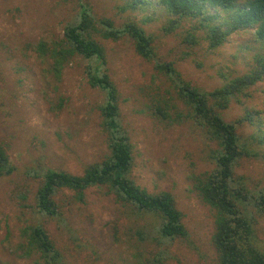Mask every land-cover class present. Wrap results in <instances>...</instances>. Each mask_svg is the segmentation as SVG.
Returning a JSON list of instances; mask_svg holds the SVG:
<instances>
[{"label":"rangeland","instance_id":"1","mask_svg":"<svg viewBox=\"0 0 264 264\" xmlns=\"http://www.w3.org/2000/svg\"><path fill=\"white\" fill-rule=\"evenodd\" d=\"M125 2L0 0V144L14 167L11 175L0 176V264H44L29 244L28 230L36 225L46 228L67 264H219L213 241L216 213L200 198L194 179L213 170L210 155L217 146L188 117L172 82L137 54L128 37L99 42L133 147L131 177L151 194L174 195L189 237L161 238L158 217L119 202L108 186L87 190L83 201L73 191H60L61 218L37 213L43 171L82 175L110 155L100 111L106 94L90 86L88 62L72 56L58 74L49 52L74 21L80 3L118 26L137 22L155 37L158 58L174 62L200 90L221 87L255 66L261 44L251 31L233 34L217 50L204 43L190 48L183 42L188 25L169 31L172 17L164 9L124 10ZM247 114L252 121L239 127V135L249 153L237 174L251 190H264V80L249 97L233 100L223 117L233 123ZM256 245L264 252L261 215Z\"/></svg>","mask_w":264,"mask_h":264},{"label":"trees","instance_id":"2","mask_svg":"<svg viewBox=\"0 0 264 264\" xmlns=\"http://www.w3.org/2000/svg\"><path fill=\"white\" fill-rule=\"evenodd\" d=\"M124 10L160 7L172 17L169 31L183 24L184 44L190 48L207 45L213 51L225 46L236 33L253 32L261 50L254 56V68L221 87L200 90L186 81L174 62L158 58L155 37L135 21L118 26L112 19L98 18L91 7L80 3L74 21L64 29V36L50 49L54 70L60 74L72 56L88 62L86 74L91 87L106 94L100 107L103 128L107 134L110 155L101 163L88 166L82 175L66 171L45 170L36 194L37 213L43 217H62L56 196L70 190L79 201L93 187L108 186L123 204L138 212L153 214L161 221L159 234L168 241L186 239L189 232L170 192L151 194L132 179L134 154L130 137L125 130L119 106V91L107 73L105 48L99 39L119 41L130 38L137 54L154 63L158 72L174 85L180 99L188 107V117L201 128L217 148L210 155L212 171L196 176L195 190L216 213L214 245L219 253V264H264V252L256 245L258 215L264 217V190H251L237 167L248 154L241 142L239 127L252 121L247 114L236 122H227L223 112L235 99L249 97L251 89L264 80V0H125ZM45 51V45L41 44ZM157 112L167 117L164 109ZM14 171L8 154L0 144V176ZM29 244L44 264H67L43 225L30 227Z\"/></svg>","mask_w":264,"mask_h":264}]
</instances>
